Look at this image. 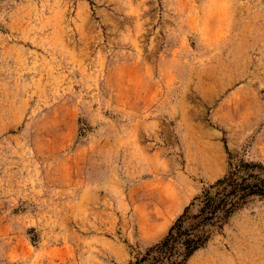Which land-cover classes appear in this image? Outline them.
Masks as SVG:
<instances>
[{"label": "rangeland", "instance_id": "obj_1", "mask_svg": "<svg viewBox=\"0 0 264 264\" xmlns=\"http://www.w3.org/2000/svg\"><path fill=\"white\" fill-rule=\"evenodd\" d=\"M228 154L264 166V0H0V264H128ZM185 264H264V200Z\"/></svg>", "mask_w": 264, "mask_h": 264}, {"label": "trees", "instance_id": "obj_2", "mask_svg": "<svg viewBox=\"0 0 264 264\" xmlns=\"http://www.w3.org/2000/svg\"><path fill=\"white\" fill-rule=\"evenodd\" d=\"M200 197H196L170 227L167 235L128 264H185L238 210L264 200V166L239 161ZM197 203V212L190 209Z\"/></svg>", "mask_w": 264, "mask_h": 264}]
</instances>
